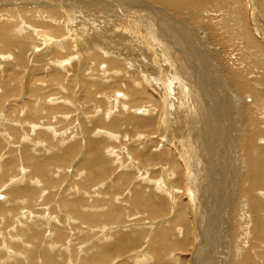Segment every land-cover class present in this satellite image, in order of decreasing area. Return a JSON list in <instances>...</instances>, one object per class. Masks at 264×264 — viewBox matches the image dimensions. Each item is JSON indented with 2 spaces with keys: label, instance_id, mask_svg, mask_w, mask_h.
I'll list each match as a JSON object with an SVG mask.
<instances>
[{
  "label": "rangeland",
  "instance_id": "374dc122",
  "mask_svg": "<svg viewBox=\"0 0 264 264\" xmlns=\"http://www.w3.org/2000/svg\"><path fill=\"white\" fill-rule=\"evenodd\" d=\"M105 1L99 0L98 3V0H0V26L13 22L11 31L0 30V264H28V261L31 264L30 257L39 264H46L48 261L53 264H84L85 260L95 258L93 255L99 252L98 255L101 256L104 249L114 248L111 247L114 245L112 238L115 241L126 234L136 238L137 243L132 246L129 240L122 242V248L113 250V254L107 250L108 258L105 264H136L131 263L130 258L133 253L140 251L139 257L143 264H264V239L258 237L259 227L264 228V0H197L201 4L200 8L189 6L179 14L166 6L151 4L149 0H139L143 5L147 4L145 6L150 7L149 11L153 13L147 14L143 19L142 12L135 9V18L129 23L125 17L122 18L123 14L117 7V1L108 0L113 8L107 6ZM121 1L118 0V3L121 4ZM149 3L151 6H148ZM132 5L139 6L136 2ZM160 12H163L160 15L162 19H159ZM116 13L120 15H114ZM42 15L51 16L53 21L45 16L44 19L51 25H59L56 27L62 32L49 38L53 41L52 46L46 47L35 34L36 31H41L37 29V24H43V27L48 24L41 21ZM117 20L120 22L116 23ZM68 25L70 30L80 32L81 35L77 33L76 36L79 35L84 42L72 41L68 34L70 31L67 33ZM151 25L155 26V33L160 30L161 25H164L163 30L169 28L170 37L173 38L171 42L176 45V49L169 42L164 43L163 47L143 45L146 46V51L140 45L144 55L149 54L152 65L159 68L155 67L159 70L158 73L152 66L156 79L157 75L161 74V77L166 71L168 73L169 69L173 75L178 76L175 58L177 55L168 53L165 59L164 47L179 54L180 64H184L186 58L190 57L187 49L181 51L177 45L178 38H184V41L180 42H184L186 47L189 44L182 34L185 29L192 38L202 44L204 50H208L210 64L216 76L215 79L209 78L211 81L207 80L208 77L204 78V87L200 91L199 88L195 91L191 89L192 96L198 97V93L202 96L200 99L207 98L201 99L200 103L208 110L207 107L212 104H209L210 95L206 88L214 86L216 89L222 82L224 85H231L230 88H237L234 90L236 93L216 98L217 102L209 107V113L203 112L204 117L200 111H195L196 99L189 95L185 84H182V76L180 81L175 82L176 76L173 82L170 79V88L173 89L170 91L171 96L168 93L169 99L164 98L165 106L162 97L166 95L164 92L167 89V80L166 84L161 81L166 85L164 88L162 86V91L156 90L159 97H151L146 88L148 84L152 86L155 83H148L145 79L146 73L150 74L151 71L143 70L134 59L139 53L134 51L137 49L134 48L137 38L149 32ZM118 34L125 35L133 42L130 44L131 50L124 47L120 51V48H117L116 51L112 50L117 53L111 55L106 44L116 48L114 40L110 38L112 36L117 39V45H120L122 41L118 39ZM15 35L23 37L25 42L31 41L24 58L21 54L17 56L16 47L7 48L3 42V37L11 41L16 38ZM33 39H36L35 43ZM151 39L152 37H148L144 41L146 43ZM54 42L58 43V46H55ZM79 49L83 50L82 56L76 54L80 53ZM20 59H24L23 63ZM163 60L167 64L162 62ZM108 61L120 72L115 75V69H110L112 67L109 68L110 72L107 71ZM183 64L181 65L184 66ZM181 71L185 78L188 77L185 68L181 67ZM176 84L179 88L182 85L184 89L177 90ZM128 88L138 89L142 93L141 96L128 97ZM173 90L177 93L173 95L174 98ZM178 102L185 104L183 105L187 112L193 108L186 119L188 133L192 132L190 139L196 135L194 129L192 130L195 113L201 117L195 129L196 133L199 128L206 126V122L208 124L217 116L224 124L221 136L223 145L217 151L218 154L223 152L220 153L222 157L226 156L225 165L211 166L208 160L201 161L205 175L203 173V183L196 188L197 194L188 191L189 170L184 168L187 160L181 152V144L187 130L182 128L184 117H180V110L172 108V104L177 105ZM152 105L156 110L153 112L156 115L153 116L148 113ZM34 116L37 118H33ZM226 116L232 118V124H229L232 130L225 125ZM137 117L139 120L141 117L143 120L149 117L158 120L156 119L152 127L136 126L133 124L136 119L133 118ZM100 118L103 119V126L97 127L93 124L92 127L93 120ZM234 118L239 120L235 131ZM115 119L120 127L116 130L105 129L104 125H109V122ZM165 120H168L165 122L168 126L165 131H160L158 125ZM106 132L108 135L112 133L110 137ZM160 132L165 133L163 140ZM257 132L256 148L248 152L246 158L243 152L248 145L247 136ZM91 137L103 141L102 147L98 148L101 158L100 167H95L98 171L82 166L87 158L95 157L87 143ZM233 145L237 148L239 157L236 151L234 152ZM256 152L258 155L259 152L262 153L259 157L263 169L258 170L262 171L259 174L254 165L252 166L257 159ZM154 154L157 157H154ZM236 158H240V163L236 162ZM249 170L257 175L251 174ZM91 171L96 175L100 174V180L96 175L95 178ZM200 173L202 172L199 171L197 176H200ZM86 177L95 180L94 183L89 181L93 185L87 182L89 178ZM162 186L166 189V195H162L157 188ZM189 195L196 200L191 199ZM149 197L161 198V203L166 202V211L153 216L150 212L153 209L148 203H139L143 198H148V201ZM64 199L81 200L83 203L78 204L76 208L79 213H85L87 218L90 216L89 223L82 224L85 218L77 220L71 217L66 203H62ZM179 202L186 207L178 214L175 205L180 204ZM61 206L65 208L62 209ZM116 211L122 213L109 216L111 218L106 217ZM187 212L191 213L188 215ZM97 214L102 215V218ZM218 216L221 219L216 224ZM57 220H60V223ZM178 221H181L180 224ZM188 223L191 225L190 234L185 240ZM105 227L115 230L110 233L105 231ZM161 231L169 233L165 241L162 236L158 237ZM115 258L120 260H113Z\"/></svg>",
  "mask_w": 264,
  "mask_h": 264
},
{
  "label": "bare ground",
  "instance_id": "6f19581e",
  "mask_svg": "<svg viewBox=\"0 0 264 264\" xmlns=\"http://www.w3.org/2000/svg\"><path fill=\"white\" fill-rule=\"evenodd\" d=\"M60 1V0H59ZM94 2H97V0H93ZM111 1V0H110ZM115 1H117V3L116 4H118L117 5V7L122 11V14H123V16H122V18H126V21L129 23V22H131L134 18H135V15H136V13L134 12L135 11V9H139L141 12H142V15H141V18H143V19H145V17H146V15L147 14H152V13H150V7L149 8H147L145 5H147V4H145V5H143L142 4V2H139V0L137 1V0H122L121 1V4H119L118 3V0H114V2ZM150 1V3L151 4H154V5H162V6H166V7H168L169 8V10H171L172 12H174V13H176V14H179V13H181L182 12V10L184 9V8H186V7H189V6H192V7H198V8H200V6H201V4L200 3H198V1L197 0H149ZM136 2V4H138L139 6L138 7H136V6H134L133 7V3H135ZM199 2H200V0H199ZM98 3H99V0H98ZM149 3V4H150ZM249 3V2H248ZM105 4L107 5V6H110V7H112L113 8V6H111L110 5V3H108V0H106L105 1ZM151 4L150 5H148V6H151ZM135 5V4H134ZM251 7V6H250ZM202 8V7H201ZM253 10V9H252ZM116 11V10H115ZM106 13V12H105ZM162 13L163 12H160V14H159V16L160 15H162ZM253 13V12H252ZM158 14V13H157ZM156 14V15H157ZM83 15V14H82ZM114 15H120V14H114ZM43 16V15H42ZM40 17V19H41V21L42 22H44V24H46V23H48L47 21H46V19H48L49 18V20H51V16H49V17H47V16H45V18L46 19H44V16L43 17ZM106 17V16H105ZM254 17V16H253ZM159 18V17H158ZM159 19H162V17L160 16V18ZM51 21H53V18H52V20ZM7 22H10V21H7ZM118 22H120V20H117L116 21V23H118ZM13 23V22H12ZM11 22L9 23V24H6V23H4L3 25L1 24V26H0V30L1 31H6V32H8L12 27V24ZM34 25V24H33ZM37 26H39V28H37L36 26V28L37 29H40L41 31H43L42 33H41V31L40 32H37L36 31V36L37 37H39V40L42 42V43H44L45 44V46L47 47V46H52V44H53V41L52 40H50L49 38L50 37H55L57 34H59V33H62L61 32V30L58 28V27H56V26H59V25H51V24H46L44 27H43V24H37ZM54 26V27H53ZM62 26H64L65 27V25H62ZM163 26L164 25H161V27H160V30H157V32L155 33L154 32V25H151V28H150V30H149V32H147L146 34H144L143 36H140V38H137V44H135L134 45V48L135 47H137V49H134V51L135 52H139V53H137V56H134V59L141 65V68L144 70V69H146L147 71H149L150 72V74H147L146 73V75H145V79L147 80V82L149 83V82H151L152 84H154V85H152V86H150L149 84H148V87L149 88H152V89H148V87L146 88L147 89V91H148V93L151 95V97H153L154 98V96L155 97H159V92H157L156 90H160V91H162V86H163V88L166 86H164L163 85V83H167V81H168V85H167V89H165L166 90V92H164V94L166 93V95L164 96L163 95V97H162V102H163V104L165 103V100H164V98H168V93L170 94V91L173 89V88H170V79H171V82H173L172 80L174 79V77L176 78V80H175V82L176 81H180L179 80V78H180V76H182V78L184 79V82L182 83V84H185V88L186 89H188L187 91H189V95L191 94V97H194V99H196V101L194 102L195 103V111H200V113H201V116H205V114H206V112H207V114L209 113V107H211L213 104H215L217 101H215L216 100V98H218L219 99V97H221V96H224V95H227V96H229V94H231V95H233L234 93H236V91H234V90H237V88H230L229 86H231V85H229V86H227V85H224L221 81V83H219L218 84V86H217V88L216 89H214V86L213 87H210V88H206V90H208L209 92H208V95H210V101H209V104H212V105H210V106H208L207 108H208V110L207 109H205L202 105H201V103H200V100L202 99V100H207V98L206 99H204V98H201L200 99V97H202L200 94H198L197 93V95H198V97H196V96H192V93H191V89H194V91L197 89L198 90V88H199V91L201 90V88L202 87H204L203 86V80H204V78H206V77H208L207 78V80L208 81H211L209 78H211V79H215V73H214V70H213V68L211 67V64H210V60H209V55H208V53H207V51L206 50H204L202 47V44L200 43V42H198L197 40H195L194 38H192L191 37V35L190 34H188L187 32H186V30L184 29L183 30V32H182V34H183V36L185 37V41H186V39L189 41V44H187V47L185 46V43L184 42H180V40H182V38H178L177 39V45H178V48L181 50V51H183V49L185 48V49H187L188 50V53H190L189 55H190V57L187 59L186 58V60L184 61L185 63L183 64V63H181V64H183L184 66H182L181 64H180V57H179V54H175V53H172V51H171V49L169 48V50L167 49V48H163V51H164V53H165V55H166V58L165 59H167V56H168V53H170L171 55H177L175 58H176V61H177V65H176V67L178 68V76L177 75H173V72L169 69V72L167 73V71H166V73L164 74V75H162L161 77H159V75H161V74H159V75H157V79H158V81H160V82H156V76H154L153 75V69L155 68V67H157V66H153L152 65V63H151V61L152 60H150V56H149V54H145L144 55V53H143V51L139 48L140 47V45H148V47H150L151 45H158L157 47H161V45H162V47H163V44L164 43H166V42H169L170 43V45H173V46H175V49H176V45L174 44V43H172L171 42V39H173V38H171L170 37V30H169V28H165L164 30H163ZM67 27V33H68V31H70L68 34L71 36V38H72V41L73 40H75L76 42H78V41H82V42H84L83 40V38H79L80 36L79 35H81V34H79L78 32V36H76V31H74V30H70V27H69V25L68 26H66ZM84 27V26H83ZM165 27H167V26H165ZM33 28V27H32ZM43 28H44V30H43ZM84 29V28H83ZM256 30V29H255ZM11 31V30H10ZM13 31V30H12ZM26 31V30H25ZM63 31H64V29H63ZM82 31V30H81ZM71 32H73V33H71ZM75 32V33H74ZM64 33V32H63ZM174 34V33H173ZM62 35V34H61ZM60 35V36H61ZM85 35V34H84ZM111 35V34H110ZM188 35H190V36H188ZM4 36H6V35H4ZM18 35H15V39H11V41H9L8 40V38L7 37H3V39H4V44H5V47H7V48H12V47H16V49H17V56H19L20 54H21V57H23L24 58V55H25V53H26V51L28 52V49H29V47L31 46L30 44H31V41H29V42H25L24 40V38L23 37H17ZM64 36V35H63ZM117 36V35H116ZM11 37V36H10ZM114 37V36H113ZM148 37H152V39L150 40V41H147L146 43H145V38H148ZM157 37H159V39L157 38ZM30 38V37H29ZM62 38V37H61ZM110 38L111 39H113L114 40V44L116 45V48H112L111 47V45H109V44H106V47H107V50L108 51H110V53H111V55L112 54H116L117 52H112V50H114V51H116L117 50V48H120L119 50L120 51H122V49L124 48V47H127V48H129L130 50H131V43H133L132 41H130V40H128L127 38H126V36L124 35H122V34H118V39H121V41H122V43L120 44V45H117V43H116V40L117 39H114V38H112V36H110ZM30 40H32L31 38H30ZM36 39H33V42L35 41ZM56 40V39H55ZM57 41V40H56ZM62 41V40H61ZM92 41V40H91ZM94 41V40H93ZM128 41H130V43H129V45H128ZM182 41H184V38H183V40ZM59 42H60V40H59ZM65 42V41H64ZM86 42V41H85ZM135 42V43H136ZM35 43V42H34ZM80 43V42H79ZM90 43H92V42H90ZM54 44H55V46H58V43H55L54 42ZM95 44H97L96 42H95ZM66 45H67V43H66ZM65 45V46H66ZM72 45V44H71ZM82 45V44H81ZM98 45V44H97ZM167 45V44H166ZM32 46H33V43H32ZM70 46V45H69ZM146 46L144 47V50L146 49ZM202 46V47H201ZM153 47V46H152ZM211 47V46H210ZM6 48V49H7ZM37 48V47H36ZM64 48V47H63ZM72 48V47H71ZM77 48H78V46H77ZM79 48H80V44H79ZM15 49V48H14ZM55 49V48H54ZM61 49H62V46H61ZM97 49V48H96ZM102 49V48H101ZM157 49V48H156ZM32 50V49H31ZM56 50V49H55ZM69 50H72V49H69ZM118 50V51H119ZM79 51H80V53L78 52V53H76L77 54V56H79L80 54H81V56H82V54H83V50L81 51V49H79ZM146 51V50H145ZM151 51V50H150ZM155 51V50H154ZM176 51V50H175ZM162 52V51H161ZM110 53H108V55L110 54ZM120 53V52H119ZM118 53V54H119ZM87 54V53H86ZM117 54V55H118ZM96 56V55H95ZM170 56V55H169ZM94 57V56H93ZM93 57H92V59H93ZM98 57H101V56H99L98 55ZM74 58V57H73ZM70 59V58H69ZM72 59V58H71ZM118 59V58H117ZM116 59V60H117ZM183 59V58H182ZM204 59V60H203ZM21 60V63H23V61H24V59H20ZM69 60H67V62H68ZM92 61V60H91ZM90 61V62H91ZM93 61H95V60H93ZM168 61V60H167ZM173 61V60H172ZM61 62V61H60ZM64 62H66V61H64ZM115 62V61H114ZM113 62V63H114ZM161 62V61H160ZM162 62H165V60H163ZM169 62V61H168ZM174 62V61H173ZM69 63V62H68ZM94 63V62H93ZM112 63V62H111ZM161 64V63H160ZM159 64V65H160ZM165 64H167L166 62H165ZM78 65V64H77ZM155 65V64H154ZM67 66H69V65H67ZM152 66L154 67V68H152ZM170 66V64L169 65H167V69H168V67ZM62 67V66H61ZM107 71L109 70V72H110V69H115L114 70V72H115V75L118 73V72H120V71H118L117 69H116V67H112L110 64H109V61H108V63H107ZM110 67H112V68H110ZM160 67V66H159ZM162 67V66H161ZM164 67V66H163ZM181 67L182 68H185V72H186V75L188 76V77H190V78H188V77H184L183 76V73H182V71H181ZM110 68V69H109ZM158 68V67H157ZM157 68H155L156 69V72H158L159 70H157ZM159 69V68H158ZM68 70V69H67ZM112 70V71H113ZM111 71V72H112ZM147 71H145V72H147ZM163 71H164V69H163ZM155 72V71H154ZM159 73V72H158ZM160 73H162V72H160ZM111 74V73H110ZM157 74V73H156ZM163 74V73H162ZM57 75V74H56ZM118 76V75H117ZM116 77V76H115ZM8 78V77H7ZM60 78V77H59ZM61 79V78H60ZM231 79V78H230ZM167 80V81H166ZM163 83H162V82ZM166 81V82H165ZM6 82V81H5ZM52 82H54L53 80H52ZM55 82H58L59 83V81H55ZM231 82V81H230ZM7 83V82H6ZM229 83V82H228ZM55 84V83H54ZM146 84V83H145ZM181 85V84H180ZM176 86H177V84H176ZM237 86V85H236ZM243 86V85H242ZM128 87H130V86H128ZM131 87H133V86H131ZM174 88H175V86H174ZM182 88L184 89V87L181 85L180 86V88L177 86V90H182ZM239 88V87H238ZM243 88V87H242ZM185 89V90H186ZM239 89H241V88H239ZM242 90V89H241ZM196 92H198V91H196ZM8 94H9V92H8ZM141 94L142 93H140V91H138V89H135V88H128V91H127V95H128V97L129 96H131L132 98H136V97H138V96H141ZM177 93L173 90V92H172V98H174L173 97V95L175 96ZM9 96V95H8ZM38 96V95H37ZM41 96V95H40ZM170 96H171V94H170ZM39 97V96H38ZM39 99V98H38ZM40 99H42V96H41V98ZM131 99V98H130ZM139 99V98H138ZM169 99V98H168ZM126 100V99H125ZM160 100H161V98H160ZM174 100H176V99H174ZM179 99L177 98V101H178ZM40 101V100H39ZM186 101V100H185ZM136 102V101H135ZM154 102H156V101H154ZM168 102V101H167ZM205 102V101H204ZM37 103H39V102H37ZM175 103V102H174ZM130 104V103H129ZM162 103H160V105H161ZM184 104V103H183ZM183 104H181L180 102H178L177 103V105H174V104H172V108H178L179 110H180V113H181V118H183L184 117V124L182 125V122H181V125H182V128H184V131L185 130H187V126H186V119H187V116L189 115V114H191L192 113V111H193V108H190V110L187 112V109H185V104L183 105ZM187 104V103H186ZM30 106V105H29ZM153 106L154 105H152V106H150V108H149V110H148V113H150V114H152V116L153 115H156V114H153V112L154 111H156L155 110V108H153ZM164 106H165V104H164ZM194 107V106H193ZM31 108V107H30ZM125 108V107H124ZM202 108H203V110H202ZM126 109V108H125ZM157 109V108H156ZM37 111H38V109H37ZM52 110H50V112H51ZM145 113H146V111L145 110H143ZM176 111V110H175ZM163 111H161V107H160V113H162ZM168 112V111H167ZM177 112V111H176ZM203 112H205V114H203ZM174 113V112H173ZM169 115H170V113H168ZM35 115V114H34ZM143 115V114H142ZM148 115V114H147ZM178 115H180V114H178ZM218 115V114H217ZM162 116V115H161ZM168 116V115H167ZM32 117V116H31ZM39 117V116H38ZM135 117V116H134ZM139 117V116H138ZM138 117L137 118H133V119H136V120H133L134 121V123L133 124H135L136 126H144V127H152V125H155V123H156V119H155V117L153 118V117H149V118H147V119H145V120H143V117H141V119L139 120L138 119ZM189 117V116H188ZM253 117V116H252ZM33 118H37L36 116H34ZM33 118H32V120H33ZM140 118V117H139ZM168 118V120H169V117H167ZM28 119V118H27ZM174 119H175V117H174ZM204 119V118H203ZM206 119V118H205ZM234 119H236L235 120V122H234V131H235V128H237V125H238V123H239V120L237 119V118H234ZM18 120V119H17ZM99 120V121H98ZM132 120L130 121V123L132 122ZM158 120V119H157ZM160 120H161V118H160ZM168 120L166 121H163L162 123H159V125L160 124H162V125H158V128H160V131L162 130H166V127L168 126L165 122H168ZM176 120V122L178 121L177 119H175ZM34 121V120H33ZM37 121V120H36ZM124 121V120H123ZM144 121V122H143ZM162 121V120H161ZM180 121H182V120H180ZM190 121V120H189ZM200 121H201V117L198 115V113H195V118H194V120H193V122H192V130L194 129V134H196V135H194V136H192V138L190 139L189 138V135H191V133L189 134L188 133V130H187V133H186V135H184V139H183V141L182 140H180V141H182V148H183V151H181V152H183V156L185 157L186 156V160H187V164L186 165H184V168H185V170H189L188 171V174H187V176H188V191H190V193H192V194H194V193H196L197 194V189L196 188H198V186H199V184L202 182L203 183V173H204V175H205V171H204V167H203V164H202V162L201 161H207L208 160V164L209 165H213V164H215V165H225V160H226V156L225 157H222L221 156V154L223 153H221L220 151V155L218 154V148H220V147H222L221 145H223L222 144V142H223V138L221 137L222 136V130H223V127H224V124H223V120L221 121V120H219V117L217 116L215 119L213 118V119H211L210 121H209V123L207 124V122H206V126L205 127H201V128H199V130L197 131V133H196V127H198V124L200 123ZM92 122V121H91ZM127 122V121H126ZM125 122V123H126ZM246 122V121H245ZM248 122V121H247ZM246 122V123H247ZM124 123V122H123ZM129 123V122H128ZM157 123H158V121H157ZM204 123V122H203ZM225 125H227L231 130H232V126H230L229 124H232V118L231 117H228V116H226V119H225ZM245 123V124H246ZM250 123V122H249ZM253 124H254V122H252ZM93 124H94V126H103V119H96V120H93V122H92V127H93ZM140 124V125H139ZM189 124H190V122H189ZM34 125V124H33ZM35 125H37V123L35 124ZM107 125V124H106ZM104 125L105 126V129L106 128H109L110 130H111V128L112 129H114V130H116V129H118L120 126H119V122H118V120L117 119H115L114 121L112 120L111 122H109V125ZM134 125V126H135ZM157 125V124H156ZM249 125V124H248ZM35 127V126H34ZM38 127V126H37ZM248 127V126H247ZM257 127V126H256ZM156 128V127H155ZM158 128H156L157 130H158ZM163 128V129H162ZM169 128V127H168ZM253 128V127H252ZM96 129V128H95ZM94 129V130H95ZM172 129V128H171ZM177 129H178V127H177ZM188 129H190V128H188ZM228 129V128H227ZM226 129V130H227ZM249 129V128H248ZM228 131V130H227ZM230 132V131H229ZM107 133V132H106ZM248 133V132H247ZM54 134V133H53ZM97 134V133H96ZM103 134V133H102ZM112 134V133H111ZM111 134H109V135H111ZM183 134V133H182ZM232 134V133H231ZM230 134V135H231ZM93 135V134H92ZM108 135V133H107V136H109ZM46 136V135H45ZM160 136H161V139L163 140V138H165V133H161L160 132ZM167 136V135H166ZM177 136H179V135H177ZM247 136V135H246ZM110 137V136H109ZM180 137V136H179ZM226 137V136H225ZM257 137H258V132L257 133H252V135L251 136H247V144L248 145H246V148L244 149V154H245V156H246V154L248 153V152H251V151H253L254 150V148H256V145H255V141H256V139H257ZM174 138V137H173ZM172 138V139H173ZM38 139V138H37ZM108 139V138H107ZM115 139V138H114ZM117 139V138H116ZM175 139V138H174ZM193 139H195V140H193ZM166 141V140H165ZM174 141V140H173ZM230 143H231V138H230ZM236 141V140H235ZM234 141V142H235ZM171 142V141H170ZM234 142H233V144H234ZM87 143H88V145H90V148H89V150L92 152V153H94V155H95V157L94 158H92V157H90V158H87L85 161H84V163H83V165L82 166H85L86 168L88 167H92V169L94 170V169H96L95 167L96 166H99L100 167V165H101V158H99V156H100V154H99V150H98V148H99V146H101L102 147V145H103V141H99V139H93V137H91V138H88V140H87ZM177 143H178V141H177ZM162 144V143H161ZM193 144V146H191ZM224 145H226V144H224ZM234 146V145H233ZM231 147V146H230ZM245 147V146H244ZM71 148V147H70ZM178 148V147H177ZM232 149H233V147H231ZM221 149V148H220ZM75 150V149H74ZM223 150V149H222ZM234 152L236 151V155H237V157H239V155H238V151H237V148L234 146ZM257 150V149H256ZM73 151V150H72ZM89 151V152H90ZM228 151V150H227ZM71 152V151H70ZM69 152V153H70ZM90 152V153H91ZM176 152V151H175ZM229 152V151H228ZM91 153V154H92ZM164 153V152H163ZM233 153V152H232ZM257 153V152H256ZM261 152H259V155L260 156H262L261 154H260ZM150 154V153H149ZM175 154V153H174ZM177 154H178V152H177ZM181 154V153H180ZM219 156H218V155ZM216 155H217V157H216ZM232 155V154H231ZM249 155V154H248ZM259 155H258V153H257V159H256V157H255V159H256V161L255 162H253L252 163V166L254 165V167L257 169V171L258 170H260L261 168H262V162H261V160H260V157H259ZM63 156H65V155H63ZM148 156V155H147ZM146 156V158H148ZM150 156H151V154H150ZM229 156V155H228ZM227 156V157H228ZM251 156V155H250ZM253 156V155H252ZM154 157H157L155 154H154ZM163 157V156H162ZM166 157V156H165ZM263 157V159H264V156H262ZM68 158V157H67ZM232 158V157H231ZM243 158V157H242ZM246 158H247V156H246ZM34 159V158H33ZM69 159V158H68ZM159 159V158H158ZM200 159V160H199ZM240 159V158H239ZM238 158H236V162L237 163H240V160H239ZM244 159V158H243ZM152 160H154V159H152ZM157 160V159H156ZM215 160V161H214ZM229 160V159H228ZM244 162H245V160H243ZM183 162V161H182ZM243 162V163H244ZM186 163V162H185ZM105 164V163H104ZM136 164H138V163H136ZM171 164V163H170ZM228 164V163H227ZM242 164V163H241ZM106 165V164H105ZM132 165V164H131ZM230 165V164H229ZM247 165H248V163H247ZM246 165V166H247ZM14 166V165H13ZM107 166V165H106ZM172 166H174V164L172 165ZM205 166V165H204ZM102 167V166H101ZM136 167V166H135ZM234 167H236V166H234ZM238 167H239V165H238ZM34 169H35V167H33ZM79 168V167H78ZM83 168V167H82ZM233 168V167H232ZM264 168V167H263ZM262 168V169H263ZM106 169V168H105ZM172 169V168H171ZM250 169V168H249ZM97 170V169H96ZM101 170V169H100ZM108 170V169H107ZM214 170V169H213ZM251 170V169H250ZM249 170V171H250ZM36 171V170H35ZM98 171V170H97ZM110 171H111V169H110ZM176 171H177V169H176ZM199 171H201L202 173H200L201 175L200 176H197V174H198V172ZM209 171V170H208ZM234 171H235V169H234ZM246 171V170H245ZM92 172V171H91ZM94 172V171H93ZM92 172V173H93ZM107 172V171H106ZM175 172V171H174ZM174 172H171L172 173V175H175L174 174ZM239 172V171H238ZM251 172V171H250ZM262 171H258L257 172V174H259V173H261ZM264 172V171H263ZM95 173H96V171H95ZM105 173V172H104ZM187 173V172H186ZM240 173V172H239ZM236 174H237V172H236ZM251 174H253L252 172H251ZM250 174V175H251ZM257 174H253V175H257ZM91 175V174H90ZM94 175H96V174H94L93 173V176ZM170 176H172L171 174H169ZM97 177H98V179L100 180V178L102 177L100 174H98L97 173V175H96ZM96 176H94L95 178H96ZM210 176V175H209ZM213 176V175H212ZM218 176V175H217ZM186 177V176H185ZM251 177V176H250ZM259 177V176H258ZM89 178V180L87 181V182H89L90 180H91V178L90 177H88ZM87 177H86V179H88ZM130 178V177H129ZM146 178V177H145ZM145 178H143V179H145ZM201 178H202V180H201ZM207 178V177H206ZM210 178H212V177H210ZM255 178H256V180H257V177L255 176ZM259 178H261V177H259ZM263 178V177H262ZM3 179H4V177H3ZM249 179V178H248ZM252 179V178H251ZM179 180H180V178L179 179H177V181L179 182ZM214 180V179H213ZM3 181V180H2ZM47 181H48V178H47ZM92 181V180H91ZM131 181V180H130ZM145 181H147V179L145 180ZM152 181V180H151ZM185 181H187V180H185ZM93 183L95 182V180L94 181H92ZM92 182H89V183H91V185H93L92 184ZM125 182V181H124ZM160 182V181H159ZM249 182V181H248ZM85 183V182H84ZM118 183V182H117ZM130 182H128V184H129ZM217 183V182H216ZM215 183V184H216ZM251 183V182H250ZM97 184V183H96ZM95 184V186H97ZM99 184V183H98ZM119 184V183H118ZM150 184H152V182L150 183ZM154 184V183H153ZM158 184V183H157ZM253 184V183H252ZM258 184V183H257ZM161 185V184H160ZM255 185V184H254ZM115 186V185H114ZM158 186H159V184H158ZM216 186H219V185H216ZM215 186V187H216ZM128 187V186H127ZM186 187V185H184V188ZM212 187V186H211ZM249 187H251V185L249 186ZM253 187V186H252ZM157 188H159L158 190H160L161 191V193H162V195H166L167 194V192H166V189H165V187L164 186H162V188L161 187H157ZM165 190H164V189ZM259 188V187H258ZM261 188V187H260ZM186 189H187V187H186ZM218 189V188H217ZM253 189H254V187H253ZM133 190H135V189H133ZM137 190V189H136ZM171 190V189H170ZM183 191V190H182ZM187 191V190H186ZM258 191V190H257ZM214 192V191H213ZM252 192V191H251ZM12 193V192H11ZM23 193V192H22ZM27 193V192H26ZM26 193H24V194H26ZM139 193V192H138ZM137 193V194H138ZM186 193V192H185ZM188 193V192H187ZM204 193V192H203ZM249 193H250V191H249ZM14 194H16L17 195V193H15L14 192ZM13 194V195H14ZM23 194V195H24ZM171 194V193H170ZM200 194V193H199ZM9 195V194H8ZM133 195L135 196V194L133 193ZM139 195H140V193H139ZM160 195V194H159ZM161 195V196H162ZM187 195V194H186ZM33 196V193L31 194V197ZM86 196V195H85ZM109 196V195H108ZM169 196V195H168ZM188 196V195H187ZM194 196V195H193ZM202 196V195H201ZM200 196V197H201ZM251 196V195H250ZM84 197V196H83ZM140 197V196H139ZM178 196H176V198H177ZM189 197H191L190 195H189ZM205 197H206V195H205ZM17 198V197H16ZM138 198V197H137ZM35 199V198H34ZM37 199V198H36ZM78 199V198H77ZM135 199V198H134ZM139 199V198H138ZM138 199H135L136 201H138ZM148 199V198H147ZM147 199H145V198H143V200H141L139 203L140 204H142V205H146V203H148V205H150V207L153 209V210H151L150 212L153 214V216H157V214H161L162 212H165L166 211V202H164L163 200H161V201H163L164 203H161L160 202V199L158 198V199H156V198H153V197H149V200L147 201ZM163 199V198H162ZM191 199H193L192 197H191ZM166 200V199H165ZM193 200H196V199H193ZM209 200H211V199H209ZM38 201V200H37ZM103 201V200H102ZM167 201V200H166ZM216 201V200H215ZM260 201V200H259ZM15 202V201H14ZM183 202H184V200H183ZM252 202V201H251ZM62 203H66V206L68 207V211H69V214H70V216L71 217H73V218H76L77 220L78 219H81V218H85L83 221H82V224H86V223H89V220H90V216L87 218L84 214H82V212L81 213H79L78 212V210H77V205L78 204H82L83 202L81 201V200H73V201H68V200H65L64 199V201L62 202ZM137 203V202H136ZM180 203V202H179ZM187 204L189 203V202H186ZM191 203V202H190ZM252 203H255V202H252ZM139 204V205H140ZM201 204H203V201H202V203ZM221 204V203H220ZM219 204V205H220ZM256 204V203H255ZM47 205V204H46ZM106 205H107V203H106ZM196 204H195V201H194V206H195ZM254 205V204H253ZM257 205V204H256ZM62 206H64L63 204H62ZM61 206V207H62ZM187 206H189V205H187ZM200 206V205H199ZM212 206V205H211ZM66 207V208H67ZM154 207V208H153ZM167 207H168V205H167ZM175 207H176V212H178V214L179 213H181L182 211H183V208H185L186 207V205L184 206L183 204H177L176 203V205H175ZM202 207V206H201ZM206 207V206H205ZM63 208H65V207H62V209ZM80 208H81V206H80ZM113 208V207H112ZM211 208H213V206L211 207ZM211 208H209V209H211ZM215 208V207H214ZM219 208V207H218ZM220 208H221V205H220ZM257 208V207H256ZM261 208V207H260ZM3 209V208H2ZM116 209V208H115ZM201 209V208H200ZM58 210V209H57ZM67 210V209H66ZM65 210V211H66ZM117 210H118V208H117ZM149 210V209H148ZM170 210V209H169ZM194 210H195V208H194ZM256 210V209H255ZM1 211V210H0ZM54 211V210H53ZM168 211V210H167ZM189 211H191V209L189 208ZM169 212V211H168ZM254 212V211H253ZM122 213V212H121ZM119 211H116V213H114L113 212V214H109V215H107L106 217H109V216H115V215H117V214H121ZM185 213V212H184ZM188 213V212H187ZM186 213V214H187ZM191 213V212H190ZM190 213H188V215L190 214ZM197 213V212H196ZM220 213V212H219ZM102 214H104V213H102ZM95 215V214H94ZM98 216H101V218H102V215H99V214H97ZM106 215V214H105ZM166 215V214H165ZM177 215V214H176ZM182 215V214H181ZM198 215H200V214H198ZM118 216V215H117ZM184 216V215H183ZM194 216V215H193ZM209 216V215H208ZM68 217V216H67ZM66 217V218H67ZM70 217V218H71ZM180 217H182V216H180ZM189 217H191V216H189ZM199 217V216H198ZM211 217V216H210ZM213 217V216H212ZM97 218L98 217H96V220H97ZM109 218H111V217H109ZM174 218V217H173ZM186 218H187V216H186ZM48 219V218H47ZM51 219V218H50ZM99 219H100V217H99ZM177 219V218H176ZM220 219H221V217L219 218V216L216 218V220H215V223L216 224H218L219 222L218 221H220ZM67 220H68V218H67ZM70 220V219H69ZM72 220V219H71ZM102 220V219H101ZM105 220V219H104ZM103 220V221H104ZM178 220V219H177ZM191 220H193L192 218H191ZM198 220V219H197ZM203 220V219H202ZM60 221V220H59ZM58 220H57V222L58 223H60ZM111 221H112V219H111ZM211 221V220H210ZM212 221H213V219H212ZM211 221V222H212ZM49 222H50V220H49ZM62 222V221H61ZM66 222V221H65ZM92 222V221H91ZM95 222V221H94ZM179 222V221H178ZM181 222V221H180ZM180 222H179V224H180ZM184 222V221H183ZM199 222V221H198ZM33 223V222H32ZM71 223V222H70ZM79 223V222H78ZM176 223V222H175ZM67 224V223H66ZM72 224V223H71ZM169 224V223H168ZM194 224V223H193ZM196 224V223H195ZM51 225V224H50ZM76 225H78L77 224V222H76ZM186 225V224H185ZM203 225V224H202ZM201 225V226H202ZM75 226V225H74ZM173 226V225H172ZM190 223H188V229L190 228ZM200 226V227H201ZM211 226V225H210ZM56 227V226H55ZM115 227V226H114ZM118 227V226H117ZM129 227V226H128ZM186 227V226H185ZM207 227V226H206ZM116 228V227H115ZM115 228L114 229H112V228H108V227H105L104 229H105V231H108V232H110V233H112L111 231H114L115 230ZM127 228V227H126ZM177 228V227H176ZM194 228H197V227H194ZM205 228V227H204ZM257 228V227H256ZM188 229H185V240H187V238H188V236H189V234H190V229L188 230ZM202 229V228H201ZM205 229H207V228H205ZM62 230V229H61ZM88 230V229H87ZM187 230V231H186ZM259 233H260V235L258 236L259 238H263L264 239V228L263 227H259ZM63 231V230H62ZM65 231V230H64ZM136 231V230H135ZM170 231V230H169ZM172 231V230H171ZM198 231V230H197ZM95 232V231H94ZM154 232V231H153ZM196 232V231H195ZM63 233V232H62ZM88 233V232H87ZM91 233V232H90ZM138 233V232H137ZM168 233V232H167ZM167 233L165 232V231H161L159 234H158V237H160V236H162L163 238H164V241H165V238L167 237ZM197 233V232H196ZM199 233V232H198ZM169 234V233H168ZM183 234V233H182ZM217 234V233H216ZM105 235H106V232H105ZM108 235V234H107ZM113 235V234H112ZM120 235V234H119ZM127 235V234H126ZM126 235H124V236H121V237H118V239L117 240H112L111 239V241H113V243H114V245L113 246H111V247H114V248H110V249H108V248H106V249H104V252H103V254L100 256V255H98V254H96V255H93V256H96L95 258H93L92 256V258L89 260L88 259V261H84V264H98V263H103V264H105L104 262H106L107 261V258H108V255H107V253L106 252H108L107 250H110V251H112L111 253L113 254V252H115V251H113V250H115V249H118V248H122L121 247V243L122 242H125V241H127V240H129V243L133 246V245H135L137 242H136V238H132L131 236H126ZM132 235V234H131ZM198 235V234H197ZM62 236V235H61ZM141 236V235H140ZM199 236V235H198ZM50 238V237H49ZM62 239V238H61ZM190 239H192V238H190ZM197 239V238H196ZM159 241H160V239H158ZM198 240V239H197ZM21 241H22V239H21ZM148 241V240H147ZM196 241V240H195ZM199 241V240H198ZM217 241V240H216ZM18 242V241H17ZM58 242V241H57ZM35 243H37V242H35ZM199 243V242H198ZM124 244V243H123ZM196 244V243H195ZM110 245V244H109ZM104 247H105V245H104ZM204 247V246H203ZM38 249V248H37ZM103 249V248H102ZM128 249V248H127ZM42 250V249H41ZM47 250V249H46ZM123 250V249H122ZM103 251V250H102ZM143 252V251H142ZM197 252H199V251H197ZM76 253V252H75ZM140 253H141V251L140 252H138V253H133V255L131 256V258H130V262L132 263H136V264H143V262H141L140 261V257H139V255H140ZM109 254V253H108ZM159 254V253H158ZM78 255V254H77ZM110 255V254H109ZM144 256L145 254H141V256ZM74 256V255H73ZM86 256V255H85ZM146 256H147V253H146ZM11 257V256H10ZM75 257H76V255H75ZM78 257H79V255H78ZM110 257V256H109ZM113 257H115V255L113 256ZM11 258H13V257H11ZM72 258V257H71ZM142 258V257H141ZM146 259H147V257H145ZM14 259V258H13ZM29 259H31V264H39V262L38 263H36V260L33 258V257H30ZM84 259V258H83ZM86 259V258H85ZM122 259V258H121ZM124 259V258H123ZM151 259V258H150ZM109 260V259H108ZM113 260H115V261H118V260H120V259H118V258H115V259H113ZM148 260V259H147ZM74 261H76V259L74 260ZM110 261V260H109ZM128 261V260H127ZM126 261V262H127ZM143 261V260H142ZM77 262V261H76ZM123 262V261H122ZM125 262V261H124ZM145 262H147V261H145ZM121 263V262H120ZM20 264V263H19ZM28 264H29V261H28ZM46 264H53L52 262H50V261H48ZM72 264V263H71ZM74 264V263H73ZM77 264H79V263H77ZM80 264H82V263H80ZM118 264V263H117ZM122 264H126V263H122ZM129 264V263H128Z\"/></svg>",
  "mask_w": 264,
  "mask_h": 264
}]
</instances>
